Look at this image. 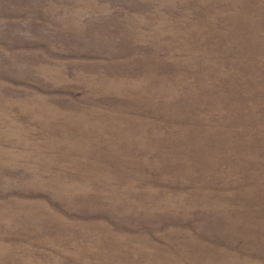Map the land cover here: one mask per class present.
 I'll list each match as a JSON object with an SVG mask.
<instances>
[{
  "label": "rangeland",
  "instance_id": "374dc122",
  "mask_svg": "<svg viewBox=\"0 0 264 264\" xmlns=\"http://www.w3.org/2000/svg\"><path fill=\"white\" fill-rule=\"evenodd\" d=\"M0 264H264V0H0Z\"/></svg>",
  "mask_w": 264,
  "mask_h": 264
}]
</instances>
